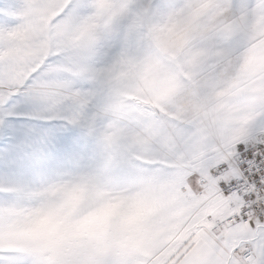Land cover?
<instances>
[{
  "label": "snow or ice",
  "instance_id": "snow-or-ice-1",
  "mask_svg": "<svg viewBox=\"0 0 264 264\" xmlns=\"http://www.w3.org/2000/svg\"><path fill=\"white\" fill-rule=\"evenodd\" d=\"M0 264H264V0H0Z\"/></svg>",
  "mask_w": 264,
  "mask_h": 264
}]
</instances>
